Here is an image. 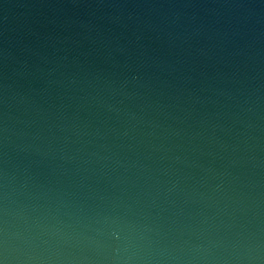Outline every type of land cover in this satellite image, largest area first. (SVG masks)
<instances>
[{"label": "water", "instance_id": "95a60500", "mask_svg": "<svg viewBox=\"0 0 264 264\" xmlns=\"http://www.w3.org/2000/svg\"><path fill=\"white\" fill-rule=\"evenodd\" d=\"M0 264H264V0H0Z\"/></svg>", "mask_w": 264, "mask_h": 264}]
</instances>
